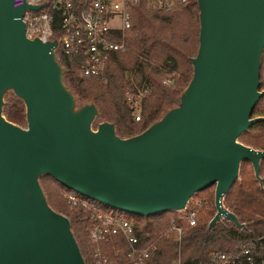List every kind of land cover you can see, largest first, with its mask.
<instances>
[{
  "label": "water",
  "instance_id": "95a60500",
  "mask_svg": "<svg viewBox=\"0 0 264 264\" xmlns=\"http://www.w3.org/2000/svg\"><path fill=\"white\" fill-rule=\"evenodd\" d=\"M198 48L179 103L139 134L121 138L93 103L78 107L63 82L56 41L29 39L25 5L0 0V264H85L66 216L53 210L39 177L110 208L143 217L179 211L214 185L215 214L242 228L223 205L243 160L259 176L264 150L239 142L262 117L264 0H196ZM42 5L32 9H39ZM11 90L26 127L2 114Z\"/></svg>",
  "mask_w": 264,
  "mask_h": 264
},
{
  "label": "trees",
  "instance_id": "16d2710c",
  "mask_svg": "<svg viewBox=\"0 0 264 264\" xmlns=\"http://www.w3.org/2000/svg\"><path fill=\"white\" fill-rule=\"evenodd\" d=\"M198 13L196 0H187L169 12L150 10L140 0L132 9L135 35L128 39L125 51L110 56L102 74L82 77L77 68L59 59L63 82L74 95L76 105L93 103L97 107L98 114L92 123L95 128L101 122H110L119 137L128 138L141 133L178 105L193 73L190 59L198 48ZM165 79L169 84L163 83ZM134 85L147 89L141 99L139 120H135L134 109L125 95L127 89L134 90ZM259 90L263 94L252 111L253 118H264V49ZM2 114L8 121L26 127L24 103L11 90L4 94ZM238 140L264 150V119L253 123ZM259 176L261 182L255 177L252 164L243 160L238 178L223 197V205L243 224L242 228L227 219L208 228L215 214L214 185L191 197V200L202 199V207L207 205L197 223L188 225L178 218V211L143 217L110 208L75 193L47 174L39 177V183L49 206L68 218L85 264H96L92 256L94 245L88 237L91 221L82 208L68 205L64 193H73L104 211L132 220L141 243L156 245L143 264H171L174 260L181 264H200L212 252L232 251L239 240L264 235V158L260 160ZM172 222L181 227L180 234L170 228ZM101 251L110 261L125 260V245L119 236L103 242ZM256 259L257 264L264 260V248L259 250Z\"/></svg>",
  "mask_w": 264,
  "mask_h": 264
},
{
  "label": "built area",
  "instance_id": "2783aa9c",
  "mask_svg": "<svg viewBox=\"0 0 264 264\" xmlns=\"http://www.w3.org/2000/svg\"><path fill=\"white\" fill-rule=\"evenodd\" d=\"M139 1L11 0V3L13 7H26L22 20L27 38H37L42 42L55 40L53 51L57 61L65 59L78 69L82 77H89L102 74L110 56L127 49L128 39L135 35L132 9ZM143 1L150 10L169 12L187 0ZM39 5H42L39 9H32ZM163 83L168 84L169 80L165 79ZM133 89H127L125 95L132 104L135 120H139L141 99L147 89L136 85ZM64 197L70 207L82 208L91 221L88 237L94 245L92 256L96 264H143L156 249L154 243H141L132 220L104 211L73 193H64ZM201 206L202 200L190 198L178 211V218L185 224L195 225ZM170 228L181 233V227L173 222ZM112 236H119L125 245V260L122 262L108 260L101 251L102 243ZM262 248L264 235L247 237L239 240L234 250L212 252L208 260L200 264H257L256 256ZM171 264L181 263L175 260ZM260 264H264V260Z\"/></svg>",
  "mask_w": 264,
  "mask_h": 264
},
{
  "label": "rangeland",
  "instance_id": "374dc122",
  "mask_svg": "<svg viewBox=\"0 0 264 264\" xmlns=\"http://www.w3.org/2000/svg\"><path fill=\"white\" fill-rule=\"evenodd\" d=\"M168 84H169V83H168ZM92 127H93V129H96V128H95V125H92ZM200 200H202V199H200ZM202 201H203V200H202ZM213 201H214V199H213ZM206 205H207V204H206ZM206 205H204V207L201 206V208L199 209V213H200V215L204 213L203 210H205ZM213 205H214V203H213ZM215 212H216V210H215ZM174 261H175V260H174Z\"/></svg>",
  "mask_w": 264,
  "mask_h": 264
}]
</instances>
